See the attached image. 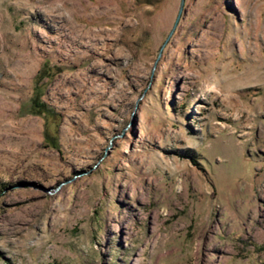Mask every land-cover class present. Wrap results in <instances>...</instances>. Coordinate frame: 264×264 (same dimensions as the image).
<instances>
[{
    "label": "rangeland",
    "instance_id": "obj_1",
    "mask_svg": "<svg viewBox=\"0 0 264 264\" xmlns=\"http://www.w3.org/2000/svg\"><path fill=\"white\" fill-rule=\"evenodd\" d=\"M180 3L0 0V264H264V0Z\"/></svg>",
    "mask_w": 264,
    "mask_h": 264
},
{
    "label": "trees",
    "instance_id": "obj_2",
    "mask_svg": "<svg viewBox=\"0 0 264 264\" xmlns=\"http://www.w3.org/2000/svg\"><path fill=\"white\" fill-rule=\"evenodd\" d=\"M39 97H37L36 99L34 98V103H33V106L32 107H36L35 108V110H33V111H35L36 113L38 112H40V110H38V108H46V105H42V104H40L38 101H39V99H38ZM51 109L50 108H48V109H46V112H47V114L50 116H52V117H54V115L52 114L53 112L52 111H50ZM48 134V133H47ZM47 138H49L48 137V135H47ZM54 138L55 137H53V140L52 141H54ZM54 143V142H53Z\"/></svg>",
    "mask_w": 264,
    "mask_h": 264
},
{
    "label": "water",
    "instance_id": "obj_3",
    "mask_svg": "<svg viewBox=\"0 0 264 264\" xmlns=\"http://www.w3.org/2000/svg\"><path fill=\"white\" fill-rule=\"evenodd\" d=\"M184 3H185V0H181V3H180V13H181L182 10H183ZM180 13H179V14H180Z\"/></svg>",
    "mask_w": 264,
    "mask_h": 264
}]
</instances>
